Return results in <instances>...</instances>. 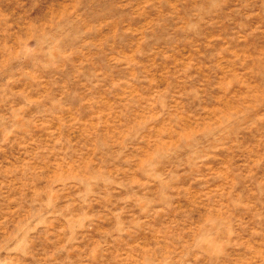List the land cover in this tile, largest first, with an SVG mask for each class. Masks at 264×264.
Masks as SVG:
<instances>
[{
    "label": "rangeland",
    "instance_id": "1",
    "mask_svg": "<svg viewBox=\"0 0 264 264\" xmlns=\"http://www.w3.org/2000/svg\"><path fill=\"white\" fill-rule=\"evenodd\" d=\"M0 264H264V0H0Z\"/></svg>",
    "mask_w": 264,
    "mask_h": 264
}]
</instances>
